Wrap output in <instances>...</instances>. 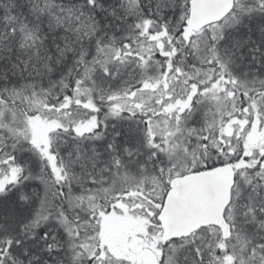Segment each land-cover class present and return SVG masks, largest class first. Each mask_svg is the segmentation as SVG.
Segmentation results:
<instances>
[{
	"label": "snow or ice",
	"instance_id": "1",
	"mask_svg": "<svg viewBox=\"0 0 264 264\" xmlns=\"http://www.w3.org/2000/svg\"><path fill=\"white\" fill-rule=\"evenodd\" d=\"M0 264H264V0H0Z\"/></svg>",
	"mask_w": 264,
	"mask_h": 264
}]
</instances>
